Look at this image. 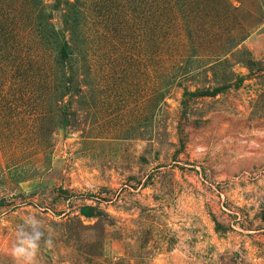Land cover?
Segmentation results:
<instances>
[{
	"label": "rangeland",
	"instance_id": "rangeland-1",
	"mask_svg": "<svg viewBox=\"0 0 264 264\" xmlns=\"http://www.w3.org/2000/svg\"><path fill=\"white\" fill-rule=\"evenodd\" d=\"M27 216L35 264H264V0H0V264Z\"/></svg>",
	"mask_w": 264,
	"mask_h": 264
},
{
	"label": "clouds",
	"instance_id": "clouds-1",
	"mask_svg": "<svg viewBox=\"0 0 264 264\" xmlns=\"http://www.w3.org/2000/svg\"><path fill=\"white\" fill-rule=\"evenodd\" d=\"M45 226L36 216H27L16 226L11 256L15 264H35L41 245L52 246L51 237L45 238Z\"/></svg>",
	"mask_w": 264,
	"mask_h": 264
},
{
	"label": "trees",
	"instance_id": "trees-1",
	"mask_svg": "<svg viewBox=\"0 0 264 264\" xmlns=\"http://www.w3.org/2000/svg\"><path fill=\"white\" fill-rule=\"evenodd\" d=\"M82 214L84 215V216H90V214L88 213V211L87 210H85V209H83L82 210Z\"/></svg>",
	"mask_w": 264,
	"mask_h": 264
}]
</instances>
